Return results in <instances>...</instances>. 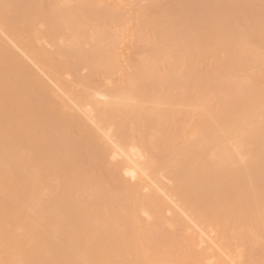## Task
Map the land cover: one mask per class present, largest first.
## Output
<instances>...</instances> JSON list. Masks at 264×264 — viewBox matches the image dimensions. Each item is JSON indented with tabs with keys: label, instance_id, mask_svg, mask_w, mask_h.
<instances>
[{
	"label": "bare ground",
	"instance_id": "bare-ground-1",
	"mask_svg": "<svg viewBox=\"0 0 264 264\" xmlns=\"http://www.w3.org/2000/svg\"><path fill=\"white\" fill-rule=\"evenodd\" d=\"M14 1L0 264H264V0Z\"/></svg>",
	"mask_w": 264,
	"mask_h": 264
},
{
	"label": "rangeland",
	"instance_id": "rangeland-1",
	"mask_svg": "<svg viewBox=\"0 0 264 264\" xmlns=\"http://www.w3.org/2000/svg\"><path fill=\"white\" fill-rule=\"evenodd\" d=\"M109 1H111V0H104L103 2L104 3H106V4H109V3H107V2H109ZM18 2V3H17ZM38 3L40 2V0H38L37 1ZM37 2H36V5L37 6H40V5H38L37 4ZM133 2V0H125V5H124V8H125V10H126V8H128L130 5H131V3ZM177 3V2H176ZM15 4V5H14ZM14 4H13V6H12V8H11V12H10V14H9V17H15V16H17V18L20 20V17H24V16H26V15H28L29 14V12H30V9H31V3L28 1V0H22V1H20V0H15L14 1ZM16 4H18V5H16ZM30 4V5H29ZM130 4V5H129ZM133 4H134V2H133ZM23 6V7H22ZM30 6V7H29ZM132 6V7H131ZM129 8H128V10H126V12H128L131 8H133V6L134 5H131ZM22 7V8H21ZM29 7V8H28ZM24 8V9H23ZM16 9V10H15ZM18 10V11H17ZM132 10V9H131ZM25 15H24V14ZM13 14V15H12ZM229 18H231L230 20H229V26L230 27H234V26H236L237 25V23H236V20H235V17H232V16H230ZM233 18V19H232ZM237 19V18H236ZM230 22H232V24L233 23H236V24H234V25H231V23ZM7 26H3L2 28H0V40H1V43L4 45V46H6L7 48H10L13 52H15L16 54H17V56L19 57V59H20V62L23 64V66L24 67H27V68H30V67H32V65H34V64H32L31 65V62H30V60H29V58H28V56L25 54V53H23L21 50H19V47H18V45L13 41V39H11L10 38V34H9V32L7 31V28H6ZM187 38H189V34H187ZM131 41V40H130ZM46 46L48 47V49H50V46H49V44H46ZM132 47L130 46V48H127L126 47V44H123L122 46H120L119 47V54H120V57L122 58V59H125L126 57H128V54H129V52H130V49H131ZM129 49V50H128ZM178 49H180V47L178 48ZM51 50V49H50ZM216 50V49H215ZM129 51V52H128ZM217 51H220V49H217L216 50V52ZM223 50H221V52H222ZM215 52V51H214ZM213 52V54L215 55L216 53H214ZM219 53V54H218ZM223 55H221V53L220 52H217V56H216V58L214 57V61H212L213 63L215 62V60H216V63H217V61H219V60H217V59H222V60H224L223 58H221V56H224V53H222ZM213 55V56H214ZM125 57V58H124ZM219 57V58H218ZM185 60V59H184ZM207 59H205V60H203V63H204V65L206 66H211V63L212 62H210V61H206ZM206 61V62H205ZM209 62H210V64H209ZM221 62V61H220ZM203 63H202V65L200 64V67L199 68H201V66H202V68H205V69H202L201 68V70H203L204 72H205V70H207L208 68H206V67H203ZM205 63H208V64H205ZM212 63V64H213ZM216 63L215 64H213L212 65V68L214 67V71H216V69H217V67L220 65V63H219V65L218 66H216ZM160 64H162V63H160ZM159 64V65H160ZM218 64V63H217ZM29 65H31V66H29ZM222 65V64H221ZM221 65L218 67L219 69H220V67H221ZM186 66V64L184 65V67ZM191 67V69H190V67ZM189 66H187V67H185L184 69H185V71H184V69H181L180 71H182L181 72V75L182 74H184V73H186V71L187 70H189V71H192V66L191 65H189ZM210 66H209V68H210ZM215 66H216V68H215ZM33 67H35V68H33ZM32 67V69L39 75V74H41L40 73V69H38V71H36L37 70V67L34 65ZM161 67V66H160ZM189 67V68H188ZM197 67V68H198ZM183 68V67H182ZM196 69L197 70V74H198V70H200V69ZM212 68H211V70H212ZM218 69V70H219ZM86 70H82V73H84ZM183 71H184V73H183ZM189 71H187V73L189 72ZM193 71H195V68L193 69ZM202 71V74H201V71L199 72V74H200V76L202 75V77L199 79V77H197L198 78V80H200V81H203L201 84H200V82L198 81L197 82V79H196V82L199 84V86H202V87H204L205 85H206V83L204 82V79L202 80V78H203V72ZM186 73V74H187ZM39 76H41L44 80H46V81H49V80H47L48 78H47V76L45 77V75H43V74H41V75H39ZM66 77L69 79L70 77L69 76H67L66 75ZM183 77V76H182ZM47 78V79H46ZM178 78V77H177ZM185 78L186 77H184V78H180V79H184L185 80ZM115 80H113V83L115 84V82H118L117 80H118V78H117V75L115 76V78H114ZM117 79V80H116ZM179 79V78H178ZM179 79V80H180ZM115 81V82H114ZM183 81V80H182ZM99 82V81H98ZM50 83V82H49ZM177 85V84H176ZM177 86H179V85H177ZM205 88V87H204ZM203 88V89H204ZM179 89H181V88H179ZM202 89V90H203ZM199 95H201V93L204 91H202L201 90V87L199 88ZM181 91V90H180ZM204 94V93H203ZM198 95V96H199ZM203 96V95H202ZM203 103V102H202ZM194 111V114H196L199 110H193ZM55 142V141H54ZM53 141L52 142H50V144H49V151H50V154H52V153H56V151L58 152V151H62L63 149H62V147L61 146H59V145H56L55 143H54ZM53 143V144H52ZM52 144V145H51ZM51 146H52V148H51ZM51 149H52V151H51ZM7 165H1L0 166V171L1 172H3V171H5L6 169H7V167H6ZM255 173H256V171H255ZM258 176H259V174L258 173H256ZM256 174H255V176L253 175V181H255V182H253L254 183V185H255V187H256V191H257V193L258 194H263L264 192V182L262 181V179L260 178L259 179V177L257 176L256 177ZM128 178V177H127ZM255 178V179H254ZM128 179H131V178H128ZM132 181H133V179H131ZM256 180H258V181H256ZM262 186V187H261ZM258 187V188H257ZM263 189H261V188ZM145 190V189H144ZM144 190H142L143 192H144ZM145 192H147V191H145ZM169 213H171V212H168L167 211V215L166 216H168V217H170L171 216V214H170V216H169ZM182 215L183 216H186L184 213H182ZM193 226V225H192ZM177 230H179L178 228L175 230V232H173L174 233V235L176 236L177 235V233H176V231ZM193 231L194 232H199L200 231V228H198V227H195V226H193ZM212 236L211 235H208V234H204L203 235V242L201 243V248H205L209 243H210V241H211V238ZM59 245H55L54 247H53V252L52 253H54L55 251H56V248H57V250L59 251ZM209 251V250H208ZM56 253H58V252H55V254ZM55 254H53V255H55ZM206 264H212V262L211 261H208Z\"/></svg>",
	"mask_w": 264,
	"mask_h": 264
}]
</instances>
